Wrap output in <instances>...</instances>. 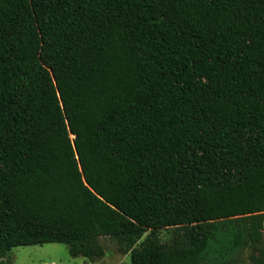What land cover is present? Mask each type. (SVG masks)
Instances as JSON below:
<instances>
[{
  "label": "trees",
  "instance_id": "1",
  "mask_svg": "<svg viewBox=\"0 0 264 264\" xmlns=\"http://www.w3.org/2000/svg\"><path fill=\"white\" fill-rule=\"evenodd\" d=\"M105 237L264 264V0H0V260Z\"/></svg>",
  "mask_w": 264,
  "mask_h": 264
},
{
  "label": "rangeland",
  "instance_id": "2",
  "mask_svg": "<svg viewBox=\"0 0 264 264\" xmlns=\"http://www.w3.org/2000/svg\"><path fill=\"white\" fill-rule=\"evenodd\" d=\"M171 230H161L160 238L163 243L172 240ZM146 235L138 242L135 247H139ZM106 250L105 256L92 263L83 257H72L66 245L60 243H50L37 246H20L13 249L8 258L0 260L6 264H131L130 250L119 247L117 242L110 237L101 239ZM250 252H245L235 264H250Z\"/></svg>",
  "mask_w": 264,
  "mask_h": 264
}]
</instances>
